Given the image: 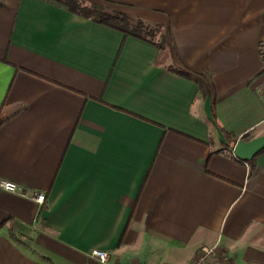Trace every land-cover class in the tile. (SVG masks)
Returning a JSON list of instances; mask_svg holds the SVG:
<instances>
[{
  "label": "crops",
  "instance_id": "obj_1",
  "mask_svg": "<svg viewBox=\"0 0 264 264\" xmlns=\"http://www.w3.org/2000/svg\"><path fill=\"white\" fill-rule=\"evenodd\" d=\"M86 1L167 43L0 0V179L27 192L0 187V264H189L202 244L207 264H264V150L231 141L264 134V0Z\"/></svg>",
  "mask_w": 264,
  "mask_h": 264
},
{
  "label": "trees",
  "instance_id": "obj_2",
  "mask_svg": "<svg viewBox=\"0 0 264 264\" xmlns=\"http://www.w3.org/2000/svg\"><path fill=\"white\" fill-rule=\"evenodd\" d=\"M48 1L58 4L59 6L72 12L78 13L82 16L91 18L97 22L116 28L122 31L125 37L135 36L140 39L152 41L158 44V46H160L161 48L164 47L167 43L166 34L160 26L148 24L144 20L136 18L125 12L110 10L103 4L88 3L86 0ZM154 38H157V40H155ZM179 71L181 74L197 81L200 96H202L205 92L206 87L204 79L199 75L191 74L184 70ZM14 113L15 110H12L9 106L2 104V106L0 107V125ZM243 138L249 140L247 135H245ZM237 140V136H233V138L231 139L232 143H235ZM254 157L248 160L251 164L254 163Z\"/></svg>",
  "mask_w": 264,
  "mask_h": 264
},
{
  "label": "built area",
  "instance_id": "obj_3",
  "mask_svg": "<svg viewBox=\"0 0 264 264\" xmlns=\"http://www.w3.org/2000/svg\"><path fill=\"white\" fill-rule=\"evenodd\" d=\"M260 53L264 59V39L260 44ZM255 93L264 107V76L257 81L255 85ZM0 187L13 193L27 195L26 191L21 190L19 184L13 180L1 178ZM30 196L39 204H43L46 200V193L44 191H35ZM90 256L97 259L104 264H123L119 259L112 261L111 252L106 249L94 248L89 252ZM218 255L217 244L208 245L202 244L197 252L196 257L189 264H207L211 260L215 259ZM226 260H229L227 255H224ZM129 264H137L131 262Z\"/></svg>",
  "mask_w": 264,
  "mask_h": 264
},
{
  "label": "water",
  "instance_id": "obj_4",
  "mask_svg": "<svg viewBox=\"0 0 264 264\" xmlns=\"http://www.w3.org/2000/svg\"><path fill=\"white\" fill-rule=\"evenodd\" d=\"M263 149L264 134H260L249 140L239 138L234 145L233 152L240 159L250 160Z\"/></svg>",
  "mask_w": 264,
  "mask_h": 264
}]
</instances>
